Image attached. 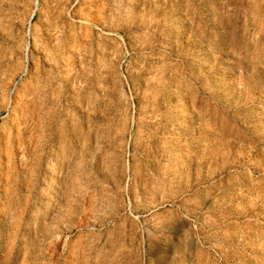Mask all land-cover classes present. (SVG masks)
<instances>
[{"label":"rangeland","instance_id":"374dc122","mask_svg":"<svg viewBox=\"0 0 264 264\" xmlns=\"http://www.w3.org/2000/svg\"><path fill=\"white\" fill-rule=\"evenodd\" d=\"M0 264H264V0H0Z\"/></svg>","mask_w":264,"mask_h":264}]
</instances>
